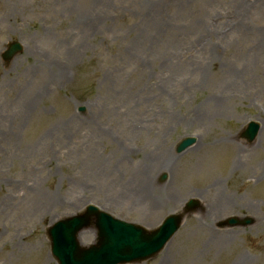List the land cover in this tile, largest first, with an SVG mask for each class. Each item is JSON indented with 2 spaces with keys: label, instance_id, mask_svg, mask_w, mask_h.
Instances as JSON below:
<instances>
[{
  "label": "rangeland",
  "instance_id": "1",
  "mask_svg": "<svg viewBox=\"0 0 264 264\" xmlns=\"http://www.w3.org/2000/svg\"><path fill=\"white\" fill-rule=\"evenodd\" d=\"M192 197L139 264H264V0H0V264H58L46 228L89 203L154 227Z\"/></svg>",
  "mask_w": 264,
  "mask_h": 264
},
{
  "label": "water",
  "instance_id": "2",
  "mask_svg": "<svg viewBox=\"0 0 264 264\" xmlns=\"http://www.w3.org/2000/svg\"><path fill=\"white\" fill-rule=\"evenodd\" d=\"M17 45H12L11 49L8 51L9 55H12ZM258 132V125L256 123H251L244 135L252 141ZM194 139L186 138L178 146V151L185 149L190 145ZM197 202H191L184 208V212H178L170 215L171 217L166 218L162 224L152 230H142L144 233V238H138L135 235V244L132 247L136 249V255L129 256L125 252L124 248L130 244L132 238L133 227L127 230L128 233L124 234V239L122 235L118 233V230L112 228L114 225L112 219L105 215L98 218V228H99V241L98 244L92 246L90 249L85 250L79 246L77 241V233L85 225V219H87L90 214L98 216V212L92 209H88L84 214L78 217H73L65 221L58 222L51 230V240L53 244V251L58 258L60 264H115V263H125L127 261H138L141 262L150 256H153L160 249L165 239H168L173 232L182 224L185 219V215L195 212ZM99 217V216H98ZM111 225H110V224ZM164 223V224H163ZM253 220L230 218L225 225H250ZM163 225V226H162ZM139 233V232H138ZM128 236L126 237V235ZM152 234V235H151ZM150 235L151 238L147 239ZM146 236V237H145ZM126 237V238H125ZM133 255V254H132Z\"/></svg>",
  "mask_w": 264,
  "mask_h": 264
},
{
  "label": "bare ground",
  "instance_id": "3",
  "mask_svg": "<svg viewBox=\"0 0 264 264\" xmlns=\"http://www.w3.org/2000/svg\"><path fill=\"white\" fill-rule=\"evenodd\" d=\"M238 7H242V5L241 6H238ZM242 11H243V9H242ZM261 128L262 127L260 126L258 135L261 132ZM172 161H173L172 155L168 154V155L163 156L162 162H161V160H156L152 164L154 165L155 163H158L159 164L158 166L161 169H167L168 167H171L170 165H172ZM142 175H143V178H144L147 174L146 173H142ZM148 175H150L149 172H148ZM148 175H147V177L142 182H145L146 185L149 187V185H150V183H149L150 176H148ZM147 186H144V188H141L139 186L138 188L134 189V192L145 193L146 190H147V188H146ZM50 203L52 205H55L56 204V202H54L52 199H50ZM230 203H231V201L227 197H224L223 200L219 203V206H226V205H229ZM78 236H79L80 242L81 243H84V242H82L81 239H82V237H84L86 239L85 233L81 231Z\"/></svg>",
  "mask_w": 264,
  "mask_h": 264
}]
</instances>
